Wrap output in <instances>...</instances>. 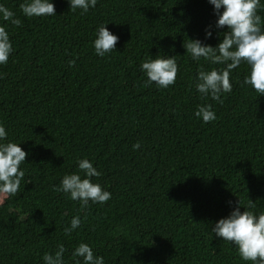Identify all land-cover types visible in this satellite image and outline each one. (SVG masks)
Returning <instances> with one entry per match:
<instances>
[{
	"label": "trees",
	"instance_id": "obj_1",
	"mask_svg": "<svg viewBox=\"0 0 264 264\" xmlns=\"http://www.w3.org/2000/svg\"><path fill=\"white\" fill-rule=\"evenodd\" d=\"M22 2L0 0L20 21L0 20L12 44L0 65V124L26 152L17 193L0 196V264H43L57 243L73 264L81 242L104 264H244L210 227L228 215V201L264 210V96L242 85L244 64L222 103L196 92L197 71L223 67L192 60L182 46L203 40L206 26L216 34L207 0H97L87 13L52 0L54 16L36 18L22 14ZM258 14L264 20V0ZM100 24L119 37L104 57L92 48ZM157 54L177 62L166 89L145 86L139 69ZM205 103L212 122L193 115ZM83 158L111 198L82 209L54 186ZM74 215L81 224L65 235Z\"/></svg>",
	"mask_w": 264,
	"mask_h": 264
},
{
	"label": "clouds",
	"instance_id": "obj_2",
	"mask_svg": "<svg viewBox=\"0 0 264 264\" xmlns=\"http://www.w3.org/2000/svg\"><path fill=\"white\" fill-rule=\"evenodd\" d=\"M67 3L70 10L79 9L81 13H87L96 6L97 0H67ZM207 3L212 6L216 17V34L212 26H206L203 40L187 37L182 46L192 60L203 58L210 65L223 67L197 71L194 77L196 92L211 101L222 103V95L232 90L230 74L244 64L247 71L242 85L249 86L258 96H264V20L258 14L262 0H207ZM19 8L27 18L54 16L52 0H23ZM0 20L13 25L20 24L14 13L3 5H0ZM106 25L100 24L95 29L92 48L97 57H104L114 51L119 40ZM220 29L226 30L221 33L218 31ZM209 39L218 42L211 46L205 42ZM11 53L9 33L6 26L0 25V65L7 64ZM74 64L75 59L67 61L68 67ZM177 67L175 56L162 54L155 57L148 55L139 65L146 77L145 86L154 84L157 89H166L175 83ZM193 115L203 123L216 119L215 111L208 103L197 105ZM7 137L5 126L0 124V196L11 197L17 193L24 177V170L20 166L25 163L26 152L19 146L20 143ZM140 147L139 142L132 145L133 150ZM76 168L77 171L61 177L54 191L67 195L72 201H78L82 209L87 208L90 202L104 204L110 200L111 193L92 180L100 176L92 162L86 158L77 159ZM228 205L231 209L228 215L211 223V235L232 245L244 264H264V210L253 211L255 203L249 199L243 206L238 199L234 206L231 201H228ZM80 224L81 216H72L63 228L64 234H71ZM64 252V246L57 243L54 254L45 252L42 255L43 264H65ZM71 258L73 264H104V258L94 255L91 246L83 242L72 249Z\"/></svg>",
	"mask_w": 264,
	"mask_h": 264
}]
</instances>
